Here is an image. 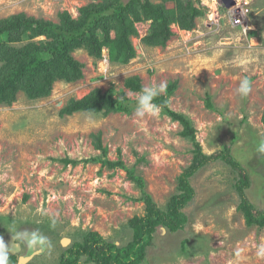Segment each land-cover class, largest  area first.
Here are the masks:
<instances>
[{
	"label": "rangeland",
	"instance_id": "rangeland-1",
	"mask_svg": "<svg viewBox=\"0 0 264 264\" xmlns=\"http://www.w3.org/2000/svg\"><path fill=\"white\" fill-rule=\"evenodd\" d=\"M242 1L250 9L246 33L232 25L225 6L202 0L206 12L195 30L174 25L175 35L165 47L144 44L151 22L139 23V35L132 38L137 55L129 63L111 62L107 48L99 60L78 49L72 55L83 65L80 81L58 78L48 97L32 99L20 92L13 105L0 104V244L8 264L12 256L16 264H58L61 254L90 232L118 246L132 240L130 220L146 214L144 204L135 201L141 194L125 170L111 169L104 161L120 160L134 168L162 209L178 193L179 178L193 159V143L160 107L155 116L135 115L138 92L126 85L132 79L142 88L166 82L160 96L168 97L172 111L191 119L205 154L234 142L233 156L251 179L247 196L264 210V153L258 151L264 141V0ZM91 3L0 0V21L25 14L59 25L61 13L78 18L79 10ZM216 11L218 24L213 21ZM40 41L47 39L31 42ZM245 79L250 91L242 96L238 89ZM95 90H113L125 110L60 115L71 99ZM99 134L106 155L96 148ZM66 159L76 164H66ZM237 178L221 161L201 169L191 179L196 194L185 209V230L172 234L159 229L147 264H264V255L258 254L264 228L249 226L238 210ZM65 239L71 242L63 245Z\"/></svg>",
	"mask_w": 264,
	"mask_h": 264
},
{
	"label": "trees",
	"instance_id": "trees-1",
	"mask_svg": "<svg viewBox=\"0 0 264 264\" xmlns=\"http://www.w3.org/2000/svg\"><path fill=\"white\" fill-rule=\"evenodd\" d=\"M90 1L91 4L79 10L78 18H73L67 11L61 13L59 25L28 18L25 14L0 21V104L13 105L20 92L32 99L48 97L58 78L69 83L80 81L84 76L83 65L72 55L78 49H85L90 56L99 60L103 58L104 48H107L111 62L129 63L137 55L132 42V38L139 35L137 24L151 22L150 33L142 40L144 44L165 47L175 35L172 31L174 25L181 31L191 32L196 28L197 19L206 12L201 6L202 0ZM100 32L105 36L103 40ZM40 37H45L47 41L31 42ZM25 40L29 41L23 43ZM126 85L134 92H140L142 88L138 79H132ZM174 88L173 85L168 89V96H171ZM153 102L172 121L181 125L180 135L190 139L194 146L191 165L179 178L178 193L162 209L147 192L144 179L134 168L126 167L120 160L104 161L103 164L111 169L119 167L126 171L129 180L141 194L135 201L144 204L146 214L130 220L132 240L127 245L118 246L100 234L90 232L82 240L74 241L61 254L58 264H147L149 250L155 245L159 229L172 234L185 230L189 222L185 209L196 194L191 179L201 169L218 161L238 175L235 183L240 199L238 210L245 214L248 225L264 228V210L257 209L247 196L251 179L233 156L234 142L223 150L207 155L196 139V129L190 118L172 111L168 97L158 96ZM208 106H212L209 100ZM124 110L123 102L114 97L113 90L104 94L95 90L80 100L71 99L60 115L71 116L80 112L108 115ZM94 138L96 148L106 155L100 134ZM63 162L76 164L67 159ZM186 244L187 240L183 241L181 248L185 250ZM10 262L16 264L17 257H10Z\"/></svg>",
	"mask_w": 264,
	"mask_h": 264
},
{
	"label": "clouds",
	"instance_id": "clouds-1",
	"mask_svg": "<svg viewBox=\"0 0 264 264\" xmlns=\"http://www.w3.org/2000/svg\"><path fill=\"white\" fill-rule=\"evenodd\" d=\"M216 1H217L216 4L219 6L220 5L218 3L219 0ZM238 2L243 3L244 1L236 0V4ZM166 89H167V84L166 82L163 81H161L160 83H152L151 85L144 86L141 89V91L136 94L135 115L139 118H143L146 115H153V116L157 115L160 111V108L153 101L155 100L156 97L164 94L166 92ZM249 91H250V83L247 79H245L242 81L241 86L238 89V92L242 96H246ZM258 151L264 153V141L260 143ZM258 254L264 255V244L260 245ZM0 264H8V253L2 244H0Z\"/></svg>",
	"mask_w": 264,
	"mask_h": 264
},
{
	"label": "built area",
	"instance_id": "built-area-1",
	"mask_svg": "<svg viewBox=\"0 0 264 264\" xmlns=\"http://www.w3.org/2000/svg\"><path fill=\"white\" fill-rule=\"evenodd\" d=\"M213 2H216V0H213ZM228 11L230 12V19H231V23L234 27H242L243 30L245 31V33L247 32L245 30V23L247 22V16L250 13V9H249V2L244 1L242 2H238L236 4V6L232 7L231 9H228ZM214 24H218L219 23V13L218 11H216L214 14ZM248 27V26H247Z\"/></svg>",
	"mask_w": 264,
	"mask_h": 264
},
{
	"label": "water",
	"instance_id": "water-1",
	"mask_svg": "<svg viewBox=\"0 0 264 264\" xmlns=\"http://www.w3.org/2000/svg\"><path fill=\"white\" fill-rule=\"evenodd\" d=\"M218 3L220 5H224L225 8L227 9H231L232 7H234L236 5V0H219ZM66 241L68 240L69 242L67 244H69L71 241L69 239H65ZM64 241V240H63ZM65 242H63V245H67ZM22 262L27 261L26 259L21 260Z\"/></svg>",
	"mask_w": 264,
	"mask_h": 264
},
{
	"label": "bare ground",
	"instance_id": "bare-ground-1",
	"mask_svg": "<svg viewBox=\"0 0 264 264\" xmlns=\"http://www.w3.org/2000/svg\"><path fill=\"white\" fill-rule=\"evenodd\" d=\"M63 242H65L66 244L69 242L68 240L66 241V240H64Z\"/></svg>",
	"mask_w": 264,
	"mask_h": 264
}]
</instances>
